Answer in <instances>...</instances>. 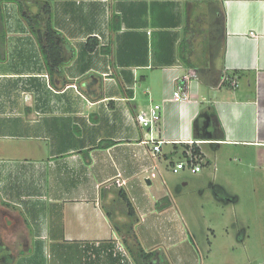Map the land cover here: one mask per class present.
Listing matches in <instances>:
<instances>
[{
	"label": "crops",
	"instance_id": "1",
	"mask_svg": "<svg viewBox=\"0 0 264 264\" xmlns=\"http://www.w3.org/2000/svg\"><path fill=\"white\" fill-rule=\"evenodd\" d=\"M49 16L57 67L42 47L45 27L0 40V194L25 202L30 247L14 264H109L111 252L108 261L87 252L114 247L134 263L135 218L170 209H153L141 174L178 155L170 169L191 142L206 166V144L264 152V0H57ZM184 76L187 96L173 102ZM153 104L158 128H140L136 113ZM153 235L146 243L158 250Z\"/></svg>",
	"mask_w": 264,
	"mask_h": 264
},
{
	"label": "rangeland",
	"instance_id": "2",
	"mask_svg": "<svg viewBox=\"0 0 264 264\" xmlns=\"http://www.w3.org/2000/svg\"><path fill=\"white\" fill-rule=\"evenodd\" d=\"M47 1L0 0V40L9 39L14 31L23 36L24 28L29 26L26 19L38 33L42 31L47 20L42 7ZM50 21L52 25L53 19ZM204 149L212 166L205 165L200 173L186 170L173 174L169 167L171 162L179 160L177 155L166 161L159 172L141 174L142 184L152 183L146 190L156 198L153 209L170 206L168 213L157 220L152 215L142 217L147 220L144 223L138 216L135 218V234L141 248L145 252L155 251L157 264H170V257L175 258L173 264H264V152L242 146H225L216 151L209 144L204 145ZM27 166L28 163L20 164L17 168L24 170ZM20 187L31 193L29 187ZM8 202V196L1 193L0 264H14L20 255L30 250L29 242L23 239L25 225L20 224L25 210L18 207L25 202ZM139 205L148 212L147 204ZM12 223H19L21 232L20 227L10 225ZM9 225L12 226L10 235ZM154 231L157 243L163 245L156 247L158 250L146 243L147 237L154 236ZM112 249L99 254L89 250L87 254L108 261L111 252L112 260L108 263L120 264L125 258L114 256L115 247ZM121 253L116 250L115 254ZM129 254L132 257L130 251ZM134 263L139 264L136 260Z\"/></svg>",
	"mask_w": 264,
	"mask_h": 264
},
{
	"label": "built area",
	"instance_id": "3",
	"mask_svg": "<svg viewBox=\"0 0 264 264\" xmlns=\"http://www.w3.org/2000/svg\"><path fill=\"white\" fill-rule=\"evenodd\" d=\"M250 35H253L251 32ZM188 80L187 76L182 78V86H177V88L172 92L171 101L180 102L184 100L187 96L184 89V82ZM225 82H227L231 87L236 86V80L233 78L225 77ZM161 119V105L153 104L146 109H140L135 116L136 124L143 129H149L151 131H155L158 128L159 122ZM149 142L153 145L152 152L158 153L160 151L161 141L152 139L150 137ZM190 145L194 143H189ZM206 165L204 162L202 154H193L190 150L185 151V155H183V160L175 163L171 166L170 170L173 174H177L180 171H190L192 174H197L202 171V168ZM125 253V252H124ZM125 259H121L120 264H125L127 262L126 255L123 256Z\"/></svg>",
	"mask_w": 264,
	"mask_h": 264
},
{
	"label": "trees",
	"instance_id": "4",
	"mask_svg": "<svg viewBox=\"0 0 264 264\" xmlns=\"http://www.w3.org/2000/svg\"><path fill=\"white\" fill-rule=\"evenodd\" d=\"M57 0H48L42 7L43 13L48 16L46 23H45V38L42 44V47H44L47 57L46 59L49 60V63L53 67H57L62 63L61 58V49L59 47V44L57 42L56 38V31L54 30L53 26L51 25V18H50V10H51V2H54ZM21 7L19 6V10ZM29 26H31V21L29 19H26ZM90 41V38L88 39ZM92 47H89V50H92ZM187 150H190L193 154H200V151L197 146L191 145L187 148ZM185 150V151H187ZM185 151L183 152V155H185ZM120 197L125 201L127 209H128V215L130 217H133L135 215L133 204H131L130 200L127 198L126 194L121 190L119 192ZM133 238L134 235H131ZM127 249V248H126ZM134 260H136L139 264H157V260L155 257V251L145 252L142 248L138 247L137 252L135 254Z\"/></svg>",
	"mask_w": 264,
	"mask_h": 264
}]
</instances>
